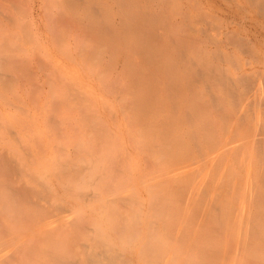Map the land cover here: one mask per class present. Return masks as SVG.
Segmentation results:
<instances>
[{"label": "rangeland", "instance_id": "1", "mask_svg": "<svg viewBox=\"0 0 264 264\" xmlns=\"http://www.w3.org/2000/svg\"><path fill=\"white\" fill-rule=\"evenodd\" d=\"M17 1L16 37L0 53V154H6L0 198L14 195L5 186H28L31 201L7 199L0 236L2 226L11 227L8 220L15 229L2 241L0 253L7 254H0V264H264V208L252 213L241 205L256 186L264 195V116L221 101L222 91L237 93L221 81L234 84L241 59L255 58L237 53L239 64L212 55L220 50L214 45L227 42V21L207 13L199 0H85L100 10L93 16L85 7L62 8L63 0H33L41 35L36 41L28 0ZM218 1L229 6L230 0ZM249 10L258 22L255 34L264 35V15ZM183 12L190 16L184 32L196 30V42L176 46L183 28L168 29L164 56L150 60L140 46L146 35L159 34L163 24L181 25ZM97 21L108 30H93ZM158 47L155 41L149 54ZM258 50L264 54V36ZM256 87L264 91L262 83ZM254 117L257 125H246ZM113 130L123 139L116 142V158L108 147ZM86 139L96 148L91 157L76 150ZM68 155L76 163L80 158V168L70 167L69 175L88 179L86 191L100 194L97 202L80 196L69 202L83 204L104 237L73 225L31 177L35 168L47 167L58 183L54 170L65 169ZM83 155L90 168L82 167ZM6 162H17L20 172L7 180ZM62 223L69 227V245L61 247L45 230Z\"/></svg>", "mask_w": 264, "mask_h": 264}, {"label": "crops", "instance_id": "2", "mask_svg": "<svg viewBox=\"0 0 264 264\" xmlns=\"http://www.w3.org/2000/svg\"><path fill=\"white\" fill-rule=\"evenodd\" d=\"M199 1H200L198 4L199 7H202V6L204 7V5L207 6L206 9H209V11L207 13H211V15L216 16V17H223L227 21L226 28H225L226 32L224 33L225 39L227 40V42L225 43L221 40V42L219 44L214 45L216 48L218 47L220 50H217V51L214 50L213 51L211 48L206 49L204 61L208 62L207 61L208 60L207 55H210L211 51H213L215 53L214 54L213 52H211L212 55H216V56L220 57L221 59H219V60L223 61V62H226L228 60H231V61L233 60V59H228V58H235L239 64H241V61L243 63V66L241 65L242 68L240 66H238L239 68H241L239 70V72H241V73L238 74V78L248 79V77H249V78H252L254 80L253 82H251V85H249V87H247L246 90H244V88L241 89V88L234 86L233 88L235 90H237V93H235L236 95H233V94L229 95V94H227L228 92L226 93L227 94L226 95L222 91L221 92V101L226 100V102L230 103L231 106H233L237 110H239V111L244 110V111H246V113H253V111H255V109H256V110L261 112L262 116H264V101L259 102L260 104L257 103V101H256V97L258 95H259V100L261 99L262 96L264 97V91L259 92L257 87H256V85H258L256 79L260 78V76L262 74H264V69L262 70V67H260L261 65L264 66V54L260 55L259 52H261V51L258 50L259 38L264 36V35H263V33L262 34L260 33L261 35L259 33L255 34L254 31L256 30V23H258V22H257L255 15L252 14L253 11L249 10V6H250L253 9H255L257 11V13L264 15V0H230V1H228L229 3H227L229 6H226V5L224 6V5L220 4L218 0H199ZM6 2H8V1L2 0V4L5 3V5L3 4L4 5L3 8L6 9V11H7L6 7H8V6H6ZM82 2H83L82 7L80 6L79 8L77 7V8H73V9L78 10V9H83V7H85V9L87 10V13L90 14V16H93V15L100 13V10L97 11L98 8H96V6L94 8L92 7L93 2H91V1L87 2L85 0H82ZM28 3L30 6V9H31V14L29 17V25L32 28L31 35L37 41V39L41 35L39 32L40 29L37 26V23H38L37 17L35 16V13H33V9L36 5V2L33 0H28ZM69 3H70V0H63L60 3V6L62 8L66 7L68 9H72V7L69 6ZM161 7H163V5H161ZM8 9H10V8H8ZM14 9H16V6L13 7L12 10H13L14 16L17 19V25H18L19 19L17 17V14L15 13ZM250 14H252V15H250ZM183 15H184L185 21L181 25L176 24V25L171 27V26H165L163 24L162 28L160 29L159 34H157V35L147 34L146 35L144 43H141L140 46H141V49L146 50V55H149L148 57L150 58V60H152V59L157 60L160 57L164 56V48H165L164 35L168 29L170 30L173 28H178L177 30L180 31L183 28L181 31L184 32V28H186V23H188L190 21V20H188V19H190L189 18L190 16H187L188 14L184 13V12H183ZM96 18L97 17H94V22L96 21ZM192 18L193 17L191 16V19ZM156 21H160V20H156ZM59 23L64 24L65 21L63 19H61L59 21ZM230 27H236L237 31L231 30ZM2 28H0V32L2 31ZM78 29H79V31L80 30L82 31V27H80ZM145 29H149V28H145ZM93 30H102V31L106 32L108 29L105 27V25L103 23L101 24V23H98V21H97V23H95ZM192 31H193V29H190L187 32L185 31L183 33L182 38L178 41V44L174 43V45H176V46L178 45L181 47H189L190 45L195 43L197 40L196 39L197 33H196V30H194V32H192ZM13 33H14V35L10 36V39H13L16 37L15 36L16 29L13 30ZM202 34H204V33H202ZM159 39H160V41H159ZM245 40L248 41L250 48L251 47L253 48L254 52H251V54L255 53V55L253 56L255 58H249L246 61H243L241 59V61H240V57L238 56L239 54H237V53H240V52L245 53V51L249 52L248 50H246L245 43H247V42ZM12 41L8 40L5 36H2L0 39V53L2 51V47L11 46L13 44ZM155 41H157L159 49L156 51H152L151 55H150L148 49L154 45ZM229 46L234 47V50H231L229 48ZM20 47H21L20 49H24V47L22 45ZM227 48H229V49H227ZM23 52H24V54L28 55V53L25 52V50ZM227 54H229L231 56L229 57ZM189 58H190V62L191 61L195 62L192 60L193 54L190 50H189ZM247 67H249L250 70H248ZM239 68H237V69H239ZM246 74H249V76H245ZM192 76L193 75H190L189 77L193 78ZM194 76H195L194 78H196L197 74H194ZM220 84L222 87H225L223 80L221 81ZM231 87H232V84H231ZM227 88H230V87H227ZM262 88L264 89V82L262 83ZM227 90H229V89H227ZM245 92L247 93V97L243 98V99L239 98V94L245 93ZM190 94H191V92H190ZM234 96H236V97H234ZM256 105H258V107H256ZM256 121H257V118L254 117L253 122L250 124H246V125H250V126L255 125L256 126L257 125ZM262 125L264 126V122L262 123ZM118 140H121V136L118 135V132L116 130H113L111 133L110 140H109L111 144L113 143V147H109V148H110V150L112 149V151H111L113 153L112 157H115V158H116V150H117V143L116 142H118ZM85 143L88 144V146H89L88 149L91 151V153H93L96 150V148L93 146L92 142L89 139H86L85 142L83 140L81 144L83 145ZM67 149L70 152V149L69 148H67ZM81 149L83 152H86L82 147L76 148L77 151H79ZM91 153H89V157L92 156ZM5 155L6 154H0V158L6 159ZM68 156H69V158L67 157V159H68L67 162L62 163L61 167H64L65 168L64 170L67 169L68 175H69V172H70L69 168L70 167H76L78 169L80 168V165H79L80 164V158L78 157L79 161L76 163V161L73 162V160H72L73 156L72 155H68ZM83 157H84V155H83ZM83 157H82V162H83ZM255 157H256V154L254 152L253 158H255ZM15 163H17V162H6V163H4L5 165L3 166L2 174L4 175L5 180H7L8 175L11 176V175H14V174L17 175L20 173L18 171V166H16ZM19 165H20V167H24L25 163L21 162ZM42 166L45 167L44 165H42ZM82 167H83V163H82ZM45 168H47V167H45ZM45 168L43 170H39V168H35L32 172L34 174L38 175L44 181H46L49 186H52L54 188V190L59 191L60 194H64V192L68 191L70 189V186H73L79 190H82V185L84 183L83 180L85 178H81L82 176L79 177L77 175L78 171L75 173V175H77V176L69 175L66 178H63L61 175L65 172L64 170H62L61 172H57L56 170H54L56 174L60 175L58 183H55L52 180V176H51V173H53L52 170L45 169ZM83 171L84 170H82L81 171L82 173L80 172V174L84 175ZM73 178H76V179L73 180ZM5 188L7 189V191H13L14 195L9 196V194H7V193L6 194L2 193L1 198H0V222H2V219H3L2 215H4V213H8L10 211V210H8L7 212L5 211V208L8 207V204H9L7 202L8 198H14V199L23 198L24 200L26 199L27 201H31V191L29 190L28 186H26V187L20 186L17 188H13V187L10 188L8 186H5ZM94 189L95 188H93V190ZM83 190H84V187H83ZM33 204H35V203L33 202ZM63 206L64 207H79V209H81V211L84 213L83 204H81V203L79 204L77 199H76V202L74 204H70L69 200L67 199V202L66 201L63 202L62 207ZM62 211L63 210L61 209V212ZM8 222L10 223L11 227L2 226V228H1L0 246H2V244H3L2 241L5 240V238L11 236V233H13L11 230L15 229V227L12 225L10 220H8ZM67 228H69L67 226V224L62 223L59 227L54 226L51 228L50 231L48 228L45 231L47 234H49V232H50V235H51L50 239L55 238V242H58L59 245H61V247H62L65 245H67V246L69 245V244H67L68 241L66 240V238L68 237V233H66V230H68ZM46 238H49V236H47Z\"/></svg>", "mask_w": 264, "mask_h": 264}, {"label": "bare ground", "instance_id": "3", "mask_svg": "<svg viewBox=\"0 0 264 264\" xmlns=\"http://www.w3.org/2000/svg\"><path fill=\"white\" fill-rule=\"evenodd\" d=\"M7 1L8 2H6V6H8V7H6L7 8V11H6V9L3 8L5 3H3L4 4L3 5L2 0H0V28L3 27L2 31L0 32V39L2 36H5L8 40H10V36L14 35L13 30H15L17 28V19L14 16V13L12 10V8L16 6L17 0H7ZM149 2H150V0H149ZM151 2H153V1H151ZM166 3L169 4V2H165L164 4H166ZM159 4H161V3L159 2ZM167 4H166V6H168ZM82 5H83L82 0H70V3H69V6L72 7V9L77 8V7L79 8L80 6L82 7ZM92 7L93 8L95 7L94 3H93ZM8 8H10V9H8ZM246 42H247V43H245L246 50H248L249 52H254L253 48L252 47L250 48L248 41H246ZM227 55L229 57L231 56L229 54H227ZM253 55H255V53H253ZM263 75L264 74H262L260 76V78L256 79L258 84H261L264 82V79H263L264 76ZM245 76H249V74H246ZM253 81L254 80L252 78H249V77H248V79H242V78L234 79V81H233L234 84H232V87L236 86L238 88H241V89L244 88V90H246L247 87H249V85H251V82H253ZM50 84H52V83H50ZM224 85L226 87L231 88V85H229V84L224 83ZM81 147L87 152V154L91 153V151L88 149L89 146L87 143H85L83 145L81 144ZM108 147H113V143L112 144L110 143V146H108ZM82 163H83L84 168H90L91 164L93 165L91 160H89L88 155H84ZM31 177L35 181L40 183V185H42L43 188H45V190H47L50 193L52 200L54 199L56 202L59 203V207H58V205H56L57 206L56 207L53 204L52 206H54V208L56 207V208L62 209L63 210L62 212L64 214L68 213L67 215L69 216L70 222H72L73 225L82 226L83 229L86 231L87 235L89 234L88 230H90L94 234H96L100 237H104L101 234V228H100L101 225H99V223L95 219H93L92 221H89L85 216L86 215L85 212L83 213L81 211V209H79V207H62L63 202H65V201L67 202V199L68 200L74 199V198H77L78 196L82 197L84 200H87V201H92V202L98 201V199L100 198V194H98L97 191H95V190L93 192L92 191L91 192L86 191L88 179H84V183H83L84 190H79L73 186H70V189L67 191V192H69V194L67 192H64V194H60L59 191L54 190V188L52 186H49L48 183L46 181H44L43 179H41L38 175L35 174L34 176H32V174H31ZM75 179L76 178H73V180H75ZM256 189H257V193L255 194L254 197L248 196V194H243V199H242V203H241L243 209L249 210L252 213L254 211H257L259 209L261 210L264 208V207L260 206V204L262 202H264V195L260 191L259 187L256 186ZM37 206H40V203L39 204L37 203ZM6 211H8L7 208H6ZM70 215H72L71 216L72 218H70ZM87 220H88V223H87ZM86 224L88 225V228L86 227ZM134 237L135 236H132L131 240H133ZM106 242H107L108 246L113 245L111 240H106ZM67 244H69V243L67 242ZM0 251H2V249ZM6 252L7 251H3L0 254L6 255L7 254Z\"/></svg>", "mask_w": 264, "mask_h": 264}]
</instances>
